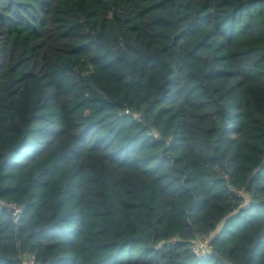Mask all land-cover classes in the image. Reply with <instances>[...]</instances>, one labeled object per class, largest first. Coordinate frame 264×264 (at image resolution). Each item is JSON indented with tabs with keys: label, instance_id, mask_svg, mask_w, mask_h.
Segmentation results:
<instances>
[{
	"label": "trees",
	"instance_id": "1",
	"mask_svg": "<svg viewBox=\"0 0 264 264\" xmlns=\"http://www.w3.org/2000/svg\"><path fill=\"white\" fill-rule=\"evenodd\" d=\"M0 201V264H264V0H0Z\"/></svg>",
	"mask_w": 264,
	"mask_h": 264
},
{
	"label": "built area",
	"instance_id": "2",
	"mask_svg": "<svg viewBox=\"0 0 264 264\" xmlns=\"http://www.w3.org/2000/svg\"><path fill=\"white\" fill-rule=\"evenodd\" d=\"M0 204L8 206L13 211V215L15 219H17L18 214L22 211V208L18 206L16 203L5 204L3 201H0ZM207 244H208V239L198 240L193 247L194 252L199 255H205L207 253L206 252ZM33 263H34L33 255H28V257L23 261V264H33Z\"/></svg>",
	"mask_w": 264,
	"mask_h": 264
}]
</instances>
